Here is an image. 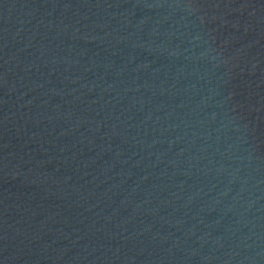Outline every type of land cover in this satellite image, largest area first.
<instances>
[{"label": "water", "instance_id": "obj_1", "mask_svg": "<svg viewBox=\"0 0 264 264\" xmlns=\"http://www.w3.org/2000/svg\"><path fill=\"white\" fill-rule=\"evenodd\" d=\"M0 264H264V0H0Z\"/></svg>", "mask_w": 264, "mask_h": 264}]
</instances>
